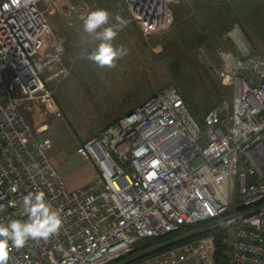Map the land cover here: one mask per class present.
<instances>
[{"label":"built area","instance_id":"2783aa9c","mask_svg":"<svg viewBox=\"0 0 264 264\" xmlns=\"http://www.w3.org/2000/svg\"><path fill=\"white\" fill-rule=\"evenodd\" d=\"M41 1L17 8L0 0V222L27 220L22 198L42 190L62 227L47 241L12 247L9 264H109L147 238L210 218L227 231L228 264H264V54L242 27L226 34L233 48L218 49L230 104L210 107L201 125L177 87L157 90L80 143L77 152L97 175L69 189L24 114L31 102L35 111L63 115L50 82L67 72L65 43L50 35ZM175 2L125 0L122 20L164 31L175 21ZM200 247L189 243L148 264H219L213 234Z\"/></svg>","mask_w":264,"mask_h":264},{"label":"rangeland","instance_id":"374dc122","mask_svg":"<svg viewBox=\"0 0 264 264\" xmlns=\"http://www.w3.org/2000/svg\"><path fill=\"white\" fill-rule=\"evenodd\" d=\"M195 1L176 0L173 4L174 23L164 31L147 36L146 63L142 62V55L138 52L141 49H136V53L132 44L130 58L137 60L126 65L117 62L112 68H100L87 59V55L96 49L98 40L83 31L82 17L91 10L103 8L111 13L109 24L118 26L116 15L121 18L129 15L125 0L40 2L50 22V35L62 36L65 43L68 73L61 76L60 80L50 82L63 115H49L42 108L35 111L31 102H26L24 114L34 130L38 131L39 139L49 145V152L57 160L63 152L77 149L84 140L98 135L126 114L132 104L141 100L146 93L149 92V98L157 90L169 85H174L182 92L196 120V117L203 119L204 113L220 102L231 103L232 84L221 68L218 49L220 45L234 47L226 38V33L234 25H239L255 50L264 54V0H226L233 23L222 35H209L199 44L195 42L196 33L190 36L183 28V21L189 18L188 9L192 5L202 4ZM72 32L75 33L74 39L71 38ZM78 159L77 156L71 158V170L79 163ZM219 222V219H215L208 226L195 227L176 235L172 240L160 241L153 246L144 247L145 240L134 253L109 264H125L156 249V253L135 263L148 264L154 255L166 257L171 251L189 243L200 249L201 239L212 233L171 248L164 249V246L209 228L222 227Z\"/></svg>","mask_w":264,"mask_h":264},{"label":"clouds","instance_id":"9594fccd","mask_svg":"<svg viewBox=\"0 0 264 264\" xmlns=\"http://www.w3.org/2000/svg\"><path fill=\"white\" fill-rule=\"evenodd\" d=\"M27 0H11V4L19 8ZM4 10H9V4L3 5ZM108 10L97 8L87 13L83 20V31L94 39L100 41L94 51L87 55V59L94 62L100 68H112L116 61L126 55V50L117 48L112 41L115 40L118 30L124 26V21L117 14L116 20L119 27L110 25ZM16 189L13 187L12 189ZM22 215L27 220L11 219L7 222H0V264H9L11 248L21 249L29 240L47 241L51 236L57 234L62 227V219L59 211L45 199L42 190L29 192L22 198ZM251 223L259 227L260 220L253 219ZM11 245V247H10Z\"/></svg>","mask_w":264,"mask_h":264},{"label":"trees","instance_id":"16d2710c","mask_svg":"<svg viewBox=\"0 0 264 264\" xmlns=\"http://www.w3.org/2000/svg\"><path fill=\"white\" fill-rule=\"evenodd\" d=\"M194 3H202L201 5L193 6L195 13L191 16L189 15V10L192 6L188 9V19L183 21V28L185 33L191 35L196 33L195 42L201 43L203 39L207 38L209 35H222L223 32L231 26L233 23L232 15L230 11V7L226 5L228 3L226 0H196ZM200 14L201 16L197 15ZM175 17V15H174ZM199 32V33H198ZM227 34V33H226ZM225 37V36H224ZM186 100V99H185ZM194 114V113H193ZM195 115V114H194ZM196 116V115H195ZM198 122L202 125L203 119H199L196 117ZM117 121V120H116ZM115 121V122H116ZM114 122V123H115ZM113 124V123H112ZM217 218H210L201 222H197L194 224L182 226L180 229L168 232L166 234L147 238L144 247L153 246L157 242L164 241V240H172L175 238L176 235L182 234L188 230L194 229L195 227H204L208 226L209 224L213 223ZM212 233L215 236V243H216V259L219 264H228V258L226 255V245H225V238L227 236V231L222 227H215L213 229H206L201 231L196 235H190L186 238L176 239L171 241L170 243L164 246V249L171 248L174 246H178L181 243L200 237L201 235H207ZM144 240V241H145ZM157 250L153 249L144 253L143 255L137 256L134 259L129 260L128 263L125 264H135L138 261L144 259L147 256H150L156 253ZM112 263V262H111Z\"/></svg>","mask_w":264,"mask_h":264},{"label":"crops","instance_id":"0c3cea01","mask_svg":"<svg viewBox=\"0 0 264 264\" xmlns=\"http://www.w3.org/2000/svg\"><path fill=\"white\" fill-rule=\"evenodd\" d=\"M194 13H195V11H194V8L192 5V8H190V10H189L188 16H191ZM117 27H119V25ZM74 34H73V32L71 34V38H73V39L75 37ZM149 34H150L149 32H146L142 27H140L139 25L134 24V23L129 24V25H124L122 28H120L118 30V34H117L115 40H113L112 43L117 48L122 47L123 49H125L127 54L124 55L122 58L118 59L116 61V63L121 62V64H125V65L128 63H134L133 60L135 61L136 58H132V59L130 58V55H132V54H130L132 44H133V47L135 49L134 51H136V53H137L136 49H141L138 52H139V54L142 55L141 56L142 62L146 63L145 62L146 58H147V56H146V50H147L146 49V47H147L146 38H147V36L151 35V34L150 35ZM99 43H100V41L97 42V46ZM152 49H153V46L151 45V50ZM127 56H129V57L126 58ZM67 73H68V70L64 76H66ZM152 91L153 90H151V92ZM148 95H149V92L146 93L142 97L141 100L134 102L132 104L131 108L127 111L129 112L136 105L147 100ZM51 156H52L53 162L55 163L56 167L58 168V170L62 174L63 179L66 183V186L69 189H74V188L80 187V186L92 181L97 175V167L95 166V164L92 161L85 159L81 154H79L77 152L76 148L69 151V152H63L62 155L59 156L58 160L54 157L53 153H51ZM74 156H77L79 158L78 159L79 163L74 165L72 170H71L70 169L71 168L70 161H71V158Z\"/></svg>","mask_w":264,"mask_h":264}]
</instances>
